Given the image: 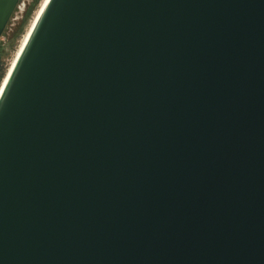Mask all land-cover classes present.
Wrapping results in <instances>:
<instances>
[{"label": "water", "instance_id": "1", "mask_svg": "<svg viewBox=\"0 0 264 264\" xmlns=\"http://www.w3.org/2000/svg\"><path fill=\"white\" fill-rule=\"evenodd\" d=\"M0 264H264V0H48L0 95Z\"/></svg>", "mask_w": 264, "mask_h": 264}, {"label": "rangeland", "instance_id": "2", "mask_svg": "<svg viewBox=\"0 0 264 264\" xmlns=\"http://www.w3.org/2000/svg\"><path fill=\"white\" fill-rule=\"evenodd\" d=\"M24 1L26 2V7L24 8V6L19 2V6L15 9L0 38V52L3 58V70L0 77L1 80L7 71L6 69L9 68L10 63L14 58L16 50L18 49L21 40L33 19L32 17H34L35 11H37V7H39L42 2V0H39L37 3H35V0ZM30 6H32V10L29 14H27Z\"/></svg>", "mask_w": 264, "mask_h": 264}, {"label": "bare ground", "instance_id": "3", "mask_svg": "<svg viewBox=\"0 0 264 264\" xmlns=\"http://www.w3.org/2000/svg\"><path fill=\"white\" fill-rule=\"evenodd\" d=\"M47 1L48 0H42V2L40 3V6L37 7V11H35L34 17H32L33 19L31 21L28 29L26 30V33L24 34L18 49L16 50L14 58L12 57L13 60L10 63L9 68L6 69L7 71H6L5 75H3L4 77L2 78L1 83H0V95H1L3 88L6 84L8 76L11 73V71H12V69H13V67H14V65H15V63H16V61H17V59H18V57H19V55H20V53H21V51H22V49H23V47H24V45H25V43H26V41H27V39H28V37H29V35H30V33H31V31H32V29H33L39 15L41 14V12H42Z\"/></svg>", "mask_w": 264, "mask_h": 264}, {"label": "flooded vegetation", "instance_id": "4", "mask_svg": "<svg viewBox=\"0 0 264 264\" xmlns=\"http://www.w3.org/2000/svg\"><path fill=\"white\" fill-rule=\"evenodd\" d=\"M20 3L24 6V8L26 7V2L24 0H21ZM2 70H3V58L0 52V77H1Z\"/></svg>", "mask_w": 264, "mask_h": 264}, {"label": "trees", "instance_id": "5", "mask_svg": "<svg viewBox=\"0 0 264 264\" xmlns=\"http://www.w3.org/2000/svg\"><path fill=\"white\" fill-rule=\"evenodd\" d=\"M39 0H35V3H37ZM32 6H30V8H28V11H27V14H29L30 12H31V10H32V8H31Z\"/></svg>", "mask_w": 264, "mask_h": 264}]
</instances>
